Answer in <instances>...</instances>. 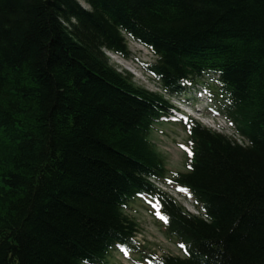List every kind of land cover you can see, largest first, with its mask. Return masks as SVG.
<instances>
[{"label": "trees", "instance_id": "1", "mask_svg": "<svg viewBox=\"0 0 264 264\" xmlns=\"http://www.w3.org/2000/svg\"><path fill=\"white\" fill-rule=\"evenodd\" d=\"M129 40L168 95L219 75L244 141L185 127L170 183L198 216L155 186L167 172L152 133L175 112L110 64ZM140 198L184 257L135 240ZM119 247L149 264H264V0H0V264H108Z\"/></svg>", "mask_w": 264, "mask_h": 264}, {"label": "rangeland", "instance_id": "2", "mask_svg": "<svg viewBox=\"0 0 264 264\" xmlns=\"http://www.w3.org/2000/svg\"><path fill=\"white\" fill-rule=\"evenodd\" d=\"M82 7H85L82 1H79ZM128 51L131 54L130 59L123 60L117 56L110 53H105L110 64L115 67L116 70L129 74L135 85L145 88L149 91L158 92L159 88L152 78L144 74L141 71V63H152L154 61L153 55L144 47L128 41L127 43ZM189 97V98H188ZM193 95L190 94L186 98L189 99L188 102L184 103V98L177 100L172 98L170 102L180 108L183 106L188 107L193 101ZM197 116V115H195ZM206 123H208L206 121ZM175 120H170L168 122H161L157 124V133L154 134L153 141L156 144L159 151L164 155L166 161V169L169 173L173 172H185L184 162L186 157V152L179 147V145L184 146L186 144V135L182 132L181 128L176 126ZM224 135L233 138L237 142H240L239 138L236 137L232 129L228 128L227 125L222 129ZM160 186V185H159ZM163 190L174 197L178 203L182 205L188 212L197 214L198 211L194 207L191 201H189L183 194L173 190L160 186ZM149 205L146 202H136L131 206L130 214L134 216L139 225V235L137 239L140 243H144L147 249L156 252L158 255H173L184 257L176 244L169 240L164 232L162 231L160 225L154 220L149 213ZM120 252L127 253L125 250H120ZM133 257L130 256L124 258L116 254L111 259V264H136L133 262ZM140 264H148L147 262L141 261Z\"/></svg>", "mask_w": 264, "mask_h": 264}, {"label": "bare ground", "instance_id": "3", "mask_svg": "<svg viewBox=\"0 0 264 264\" xmlns=\"http://www.w3.org/2000/svg\"><path fill=\"white\" fill-rule=\"evenodd\" d=\"M111 54V53H110ZM113 55V54H112ZM114 56H116V55H114ZM121 59V58H120ZM124 60H126V59H124Z\"/></svg>", "mask_w": 264, "mask_h": 264}, {"label": "snow or ice", "instance_id": "4", "mask_svg": "<svg viewBox=\"0 0 264 264\" xmlns=\"http://www.w3.org/2000/svg\"><path fill=\"white\" fill-rule=\"evenodd\" d=\"M181 247H184L183 245H180Z\"/></svg>", "mask_w": 264, "mask_h": 264}]
</instances>
